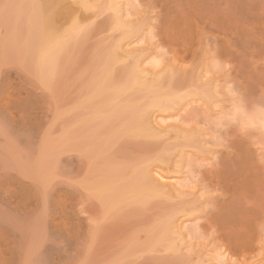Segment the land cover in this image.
I'll list each match as a JSON object with an SVG mask.
<instances>
[{
  "label": "bare ground",
  "instance_id": "bare-ground-1",
  "mask_svg": "<svg viewBox=\"0 0 264 264\" xmlns=\"http://www.w3.org/2000/svg\"><path fill=\"white\" fill-rule=\"evenodd\" d=\"M64 2L67 0H0V264H92L97 220L104 217L95 213L97 201L106 211L128 199L145 202L165 192H169L168 196L170 192L190 195L182 190L183 181L168 170L163 172L162 165L148 166L155 160L142 167L134 166L131 177L119 175L129 172H118L122 171L117 170L118 166L115 171L119 176L112 175L108 164L119 159L114 156L107 159L111 147H115L109 146L110 137L122 133L118 131L163 137L176 129L178 133H172L182 138L185 143L182 147H195L198 141L207 140L201 138L202 132L194 126L186 128L179 124L183 119L180 112L190 103L209 107L216 96L212 83L219 76L211 75L202 83L196 82L202 81L207 73V69L198 68L201 63L198 60L212 52L217 60L233 62L238 55L234 46L246 26L250 24L253 28L255 22L264 19V0H69V6L65 3L67 10ZM92 8L108 11L112 29L121 36L114 43L104 45L103 50H96L102 51L100 56L98 52L91 54L87 66L94 68L84 74L88 75L87 97L72 103L73 109L63 108V111L58 103H62L61 98L55 100L54 93L58 91L54 88L61 87L64 71L68 69L69 73L68 66L79 60L78 53L82 55L84 44L81 49L79 44L87 38L90 24L86 26V23L91 21L77 13ZM207 26L213 30L212 35L202 37L201 29ZM192 32L195 34L191 35ZM146 40L148 45L132 47ZM178 46L186 51L180 63L173 61L174 54L166 60L155 57V49L169 55L176 53ZM128 57L133 61L125 72L122 70V79H116L121 75L114 77L118 73L114 72L115 64ZM215 63L213 67L218 64ZM174 65L178 66L176 70L201 71L196 79L189 77L181 83L182 79L176 77L179 84H171L168 82ZM248 67L249 73L258 74L264 71V62ZM167 70L172 74L170 77L166 73L171 79L162 84L161 78ZM194 71L191 72L195 74ZM147 74H153L155 79L149 77V80ZM242 86L245 95L257 92L248 84ZM140 92L145 93L143 102L131 101L135 99L133 95L125 97L131 100L123 104L118 102H124L123 97L118 100L122 94ZM75 96L72 101H76ZM168 120L174 122L167 123ZM244 120L264 130L263 112L246 115ZM112 121L116 123L110 127ZM244 133L241 135L246 136ZM237 135L225 139L223 149L213 151L216 154L211 166L194 170L196 180L208 179L209 185L216 182L221 192L204 196L203 202L197 198L200 202L197 205L194 201L195 204L174 206L170 212L165 209L163 219L162 214L157 217L162 223L155 230L158 234L152 235L156 241H163L168 250H176L178 243H183L189 233L184 229L191 222L195 235L210 236V242H215V256L196 264H264V252L258 251L264 245V228L261 233L251 227L255 222L264 223V207L258 203L264 152H259V147L255 150L245 137ZM182 147L178 151L181 157L190 152ZM162 155L165 157V152ZM162 155L156 159L167 163L168 159ZM180 156L175 157L180 159ZM208 186L205 184L200 189L202 193L211 189ZM93 198L97 199L96 207L92 206ZM247 238L250 241L246 247L251 254L257 253L247 256L244 249L240 252L239 247H243Z\"/></svg>",
  "mask_w": 264,
  "mask_h": 264
},
{
  "label": "rangeland",
  "instance_id": "rangeland-1",
  "mask_svg": "<svg viewBox=\"0 0 264 264\" xmlns=\"http://www.w3.org/2000/svg\"><path fill=\"white\" fill-rule=\"evenodd\" d=\"M67 2H69V0H67ZM67 2H64V4L65 3L67 4ZM66 4L64 5V9L67 10L68 6L70 4H67L68 5L67 7H66ZM73 7H75V5H73ZM82 10L83 9H81L80 12L77 13V15L78 14L81 15L80 13H82L83 15L88 16L87 21H91V23L90 22L86 23V26L88 24H90L89 25L90 27H87V29H88L87 38L84 41L83 40L80 41L81 44H79L80 45L79 48L80 47L82 48V43L84 44V47L82 49L80 48L81 49L80 52L82 53V55H80V53H78L79 57L75 56L76 58H79V60L74 61L75 62L74 64H76V63L77 64L74 65L72 63V65L68 66V68L70 67L69 73H68V69H66L64 71L63 76H61L62 78H60V79H63L62 84L60 83L61 81L60 82L58 81L59 82L58 84L59 85L61 84V87L59 86L58 88H61V89H58L57 87L54 88V90L58 91V92L54 91L55 92L54 93L55 100L57 101L60 98H61L60 100H62V103L60 100H59L60 102L57 101L61 107L60 110L63 108L64 109L65 108L73 109V108H71L73 106L72 103L79 102V101H81L87 97V94H85L86 90L88 88L87 87L88 85H85V83H87V81H88V75L87 74H89L90 73L89 71H91L94 68V67L92 68L91 66L88 67L90 64L89 61L92 60L90 57L91 54L97 53L99 51V49L103 50L104 45L106 46V44L109 45L110 43L111 44L114 43L121 36L119 31L112 29V27H111L112 19H111L110 13L108 11H102V9H100V8H99V10L97 8H95L96 11L93 8L88 9V10H83V11ZM100 10L102 12H100ZM84 11H86V12H84ZM90 18H92V20ZM94 18L96 20H94ZM92 21L94 23H92ZM193 28H195V27H192V29ZM211 30L212 29L209 28L208 26L201 29V34H203L202 37H204V36L210 37L212 35ZM190 31H192V30H190ZM195 31L197 32L196 29L195 30L193 29V32H195ZM193 32L191 33V35L195 34ZM103 36H106V37H103ZM146 41L144 44H142V43L135 44L134 43L135 45L132 44V47H139V46L148 45V41L147 42ZM95 45L98 48H95ZM234 47H236L238 55L234 58L233 62H231L232 60L231 61H227V60L224 61L223 59L217 60L213 56L214 54L212 52L207 53L203 57V59L199 58L198 63L201 62L200 63L201 67L199 64L198 68L202 69V67H203L204 70L207 69V73L201 79L202 81L196 80V82L202 83L204 78L209 79V78H211V75L213 77L215 75L219 76V78H217L218 80L217 81L215 80L212 83L215 87L214 91L216 90V92L214 94H216L217 97L215 96L216 98L215 97L213 98L214 99L212 101L213 103L212 104L210 103L209 107H208V105L207 106H205V105L201 106V104L198 105L196 103H190L191 105L189 104L187 106V108H185L184 110H182L180 112V115L182 116L181 119L183 118L182 121L179 123L181 125V127L187 128V127L194 126V128L196 130H198V131L200 130L199 132H202V136H204V137H201L199 135H197V136L199 137V139H200V137L203 139H207V140L203 141L204 143L201 140L199 143V141H198L199 139L198 140L196 139V142L198 141L197 142L198 144H195L196 143L195 142L194 143L195 147L194 146H192V147L190 146L191 148L189 146H188L189 148L188 147H186V148L182 147V146H184L183 145L184 142L181 141L182 138L181 139L179 138V136H178L179 134H177L178 138L176 137V135L174 137V135L172 133L174 131L173 129H171V131H168L167 132L168 134L167 133L165 135L163 134V137L158 136V135H157V137H154V136L147 137V135H146V137L143 135L137 136V135L130 134L126 131H118V132H122L123 134L122 133L121 134L115 133V134H112L113 137L112 136L110 137V143H109L110 145L109 146L115 145V147L114 146H113L114 148L111 147V150H112L111 152H109V150H108V152L111 155H108L107 159H109V160L112 159L110 156H112V157L114 156L113 158L119 159L117 161H116V159H112V162L108 164V165H110L109 169H110L112 175H115V176L125 175L124 177H127V178L131 177L132 171H133V169H135V167H142L144 164H150L152 162L151 160H153V161L155 160L154 162H156V163L152 162L148 166H154V165L160 166V165H162V167L161 166L160 167L161 168L164 167L163 172L167 173L166 171L168 170V172H170L169 173L170 175L173 174L180 181L181 180L183 181V182L181 181L183 183V185H182L183 189L182 188L181 189L185 190L186 192H189L188 194H190V195H187L186 193H184V195L180 194L178 196V195H175L176 192H175V194H173V193L171 194V192H170L169 196L174 197V198H171L168 196L169 192H165V193H163L164 195L162 194L161 196L160 195L159 196L155 195L153 197L151 196V198L145 200V202H138V201L133 202L134 200L128 199V200H126L128 202H126V201L118 202L115 204V206L113 208H109L106 211H104V209L98 203L99 201H97V199L93 198L92 201H94V202H92V206L96 207V205H98L97 208L99 210V211L97 209H96L97 211L94 210V211H96L95 213H99L100 215H102L104 217L98 215V218H101V217L102 218L97 220L96 238H95V242H94L97 244L94 245L95 248L93 247L94 253H92V259H93L92 264H196L197 261L199 263H200V261H203L204 259H205L204 261H206L208 259V257H212L214 255V253L216 254L215 248H217V245L214 247L215 242H210L211 241L210 236L207 237L204 235H202V236L201 235H195L192 232V230H193L192 229L193 228L192 222H191L192 224L187 223V225L189 227L188 226L186 227V229L188 228L187 231H186V229H184V230L186 233L187 232H189V233L187 235V238L185 237V240H183L184 244L182 242L178 243L179 245L176 248L177 251L176 250L172 251L171 249L168 250V247H166V244H164L163 241L162 242L156 241V238L152 234H155V235L158 234V232L157 231L155 232V230H159V228H160V225L162 223L160 221H162L161 219H163V217H164L163 212L165 213V209H167V212H170L174 206L178 207L179 205L181 206L183 203L186 204L188 202L189 203L193 202L192 204L196 203L195 205H197V204H200V202H199L200 199L202 200V199H205V197L210 196L211 194L221 192V190L219 189V186L216 184V182H213L212 185L211 184L209 185L208 179L196 180L197 174L195 175V173H197L196 171L198 169H201V168L205 169V168H208L209 166H211L210 164L212 163V161L214 162L213 156H215V154H216L215 152L218 151L216 149H220V150L223 149L222 144H225V139L227 140L228 138H230L232 136L234 137L235 134H238V135L240 134L241 137H245L244 139H246L250 143V145H252L254 147V149L255 148L257 149V147H259L258 151L260 152V150H262V152H264V130H262L261 128H258V126L256 127L255 125H251V124L249 125L246 122H244L245 121L244 116H246V115L247 116L254 115V113L256 114V112L258 113L260 111L264 113V71H260L258 74H251V73H249V71H247V70H249L248 66L254 65L256 62L257 63L264 62V19H261V20H258L257 22H255L253 24V28H252V25H250V24L247 25L245 30H244V34H242L238 38L236 45ZM79 48H77L78 51L80 50ZM177 48H178V50L175 51L176 53L171 52V53H169V55H168V53L161 52L159 49H155V52H154L155 57H156V55H158V58H161V56H162V58L164 57V59H165V58L170 57L171 55L174 54L173 61L175 63H180L179 59L182 58L183 55H185L186 51L183 48H181V46H178ZM96 50H98V51H96ZM101 52L102 51L97 53L98 56H100ZM159 52H161V53H159ZM76 55H77V52H76ZM89 58L91 60H89ZM130 61H133L132 57H128V58L118 62V64L117 63L115 64V67H117V68H115L114 72L117 70L118 73L115 72L116 76L114 75V77H119L118 75H121L119 78H116V79H120V80L122 79L121 77H123L124 72L126 71L125 69H127L126 67H128L129 64L131 63ZM215 62H217L218 64L214 65V67H213V64ZM195 63H197V62H195ZM123 64H125V65H123ZM124 66H125V68H124ZM145 66H148V65H145ZM176 67H178V66H176V65L173 66V70L175 69L173 71L174 73H172L173 75L171 74V72L169 70H167L164 73V75H165L164 78H167V79L164 80V78L162 77L161 78L162 84H166L167 81L169 79H171L170 78L171 75H172V79L169 80V82H168V83L171 82V84H179L180 81H181V83H183L186 81V79L188 80L189 77L190 78L194 77V79H196V75L198 74L199 71H201L197 68L189 69V70H188V68H184L183 70L182 69L176 70ZM195 69H197V70L194 71ZM153 70H157V69H153ZM86 71H88V72L86 75H84ZM191 71L192 72L194 71L195 74L192 73ZM78 72H79V74H78ZM120 72H123V73L119 74ZM65 73H66V75H64ZM76 73H77V75H76ZM166 73H168L170 77ZM76 76L78 78H76ZM146 76L149 80H150V78H151V80L155 79V76H153V74H147ZM176 77L180 78L182 80L184 79V80L183 81L180 80L177 83L178 79ZM84 79H86V81ZM116 79L114 78V80L116 82L120 81V80H116ZM56 84H57V82H56ZM56 84H55V86H58V84L57 85ZM243 84L244 85L248 84V85L252 86L257 92H255V94H252V95H245L243 90H242ZM63 85H64V87H63ZM74 87H75V89H74ZM192 89H194V87H191V90ZM261 89H262V91H260ZM76 90H79V91H76ZM187 90L188 89H186L185 91H187ZM65 92L68 95L65 94ZM143 92L136 93L135 95L134 94H131V95L130 94H127V95L122 94V95L118 96V100H121L122 97L125 98V97L130 96V98H132V95L134 96L135 99L133 98L134 100H131L129 98H125L124 102H122V100L118 101V102L120 104L125 103L126 100H131L134 102H137V101L143 102V97L145 95V93L143 94ZM57 93L59 94V97H58ZM63 93H64V95H63ZM81 93H84L86 96L83 98L84 94H81ZM257 93L259 94V97L262 94L260 99H259ZM140 95H141V99L139 98ZM73 96H75L74 99L76 101H74V100L72 101ZM136 97H137V99H136ZM217 98H218V101L217 100L215 101V99H217ZM210 105H211V108H210ZM213 106H215V107L213 108ZM64 109H63V111H65ZM208 109H209V111H208ZM211 109H212V111H211ZM241 116H243V117H241ZM187 121H188V125H185V123L187 124ZM166 122L170 123V122H174V121L168 120ZM215 122L216 123L218 122V123L216 124ZM115 123H116V121H114V122L112 121L110 124L112 126H110V127L115 126ZM174 132H176V129ZM176 133H178V131ZM243 133L244 134L247 133V135L242 136L241 134H243ZM131 135H133V136H131ZM180 135L183 136L182 133H180ZM238 135H237V137H238ZM164 136H166L165 137L166 139L164 138ZM115 137H118L119 139L117 140V138H115ZM170 138H172L174 140V142ZM175 138H177V139H175ZM114 140H116L117 142ZM112 141H114L116 144L115 143L111 144ZM180 142L182 144H180ZM178 144H180V145H178ZM172 145L175 148L172 147ZM199 145H201L200 149L198 148ZM178 147H179V149H178ZM181 147H182V150L184 149L183 151H186L188 149L187 151H190L189 153H191L192 150H193V152L191 153V155L189 153H186L184 155L185 157L183 155H182L183 157H181L180 152L178 153V151L181 149ZM202 148H204V149H202ZM169 149H171V151ZM209 149H210V151H209ZM213 151H215V152H213ZM258 151H256V152H258ZM164 152L166 154L165 157L162 155V153H164ZM175 152H176L177 156H180V159H179V157H175L176 156V155H174ZM194 152L196 153V155ZM169 153H170V155H169ZM193 153H194V155H193ZM160 155H162V157H164L165 159H168L167 163L159 162L156 159ZM167 155H168V158H167ZM108 157H110V158H108ZM138 158H141L142 160L140 159L141 160L140 161ZM147 158L149 161H147ZM190 158H192V160ZM135 159L136 160L138 159L139 161H136ZM176 160L178 163L175 164ZM179 160H181V161H179ZM187 163H188V166H187ZM259 163H261V162H259ZM170 164L172 165V167ZM131 165H133V167H131ZM180 165L183 166L182 170H181ZM117 166H118V169L116 168ZM167 166L170 167L171 169L168 168ZM174 166H176V167H174ZM112 167H114L115 169L113 168L114 170H111ZM116 169L117 170L122 169V171L120 170L118 172H127L128 171L130 176H127V175H129L127 173H125V174L120 173L118 175V173L116 172L117 171ZM188 170H190V172ZM194 170H196V171H194ZM263 171H260V173H259V175H261V179H263L262 180L263 184L261 187L260 186L261 185V182H260L261 179L259 178V180H260L259 184L260 185L258 186V188L261 187L262 190L259 189L258 193L261 191L260 192L261 195H260V198L258 197L260 193L257 196V199L258 198L260 200L262 199L261 200L262 202L258 199V201H259L258 203L262 207H264V175H263ZM180 174H182V175H180ZM205 184L207 186L209 185L208 187L211 189H208L202 193V191L200 189H202ZM210 186H212V187H210ZM191 193H194L195 195L192 196ZM185 195H187V196H185ZM197 198H199V200ZM185 200H187V201H185ZM181 201H183V202L181 203ZM194 201H196V202L194 203ZM197 202H199V203H197ZM201 202H203V200ZM99 206H100V208H99ZM101 208L104 211L103 212L104 214L102 213ZM161 214L163 215L162 217H161ZM158 216H159V218L161 217V219H158L157 218ZM158 223H160V224H158ZM156 225H157V227H156ZM151 227H153V229ZM154 227H155V229H154ZM251 227H253V229L255 231H261L264 228V223L258 224V222H255V223L251 224ZM189 228L191 231L189 230ZM261 233H262V231H261ZM263 233H264V231H263ZM190 234H192L191 235L192 237L190 236ZM247 237L251 238L249 235H247ZM249 238L244 240V243L246 245L244 244L243 247H239V248H241L240 252H243L242 249H244V252L247 256L249 254H251V250L248 249V247H246V246H249V241H250ZM150 241H152V242H150ZM155 241L158 243H156ZM245 241H248V243ZM263 242H262V244H264ZM245 247H246V249H245ZM245 250H248L249 253ZM262 250H264V245H262L261 250L259 249L258 251L264 252ZM213 251H215V252H213ZM258 251H255L253 253H257ZM200 253H202V255ZM209 255H211V256H209ZM115 259H117V260H115ZM252 260L253 259L251 258L250 260H248V262H250ZM111 262H113V263H111Z\"/></svg>",
  "mask_w": 264,
  "mask_h": 264
}]
</instances>
